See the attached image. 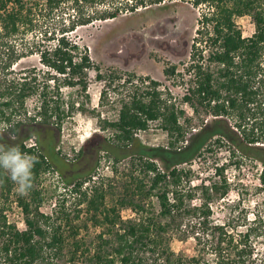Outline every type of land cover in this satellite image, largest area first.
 <instances>
[{"label": "trees", "instance_id": "16d2710c", "mask_svg": "<svg viewBox=\"0 0 264 264\" xmlns=\"http://www.w3.org/2000/svg\"><path fill=\"white\" fill-rule=\"evenodd\" d=\"M178 1L204 8L188 66L182 73L177 66L164 70L168 80L180 77L186 90L182 100L193 113L189 119L172 92L161 89L162 83L146 78L135 86V75L106 76L89 49L70 36L79 27L137 13L164 0H0V48L8 56L0 75V123L12 126L18 136L13 143L37 158L32 188L25 195L15 193L8 174L0 171V264H264V252L258 248L264 239V202L243 231L230 222L216 224L211 203L220 198V186L204 185L202 204L191 208L188 202L196 193L184 184L190 181L189 171L180 169L217 146L228 148L232 157L240 154L264 167V0ZM243 17L254 25L250 37L237 24ZM17 41L25 44L19 49ZM34 54L44 69L17 73L14 65ZM93 70L97 80L107 84L99 106L114 84L117 92L132 87L118 100L117 119L101 118L98 109L87 107ZM65 89L72 92L67 96ZM32 98L36 99L33 112L28 108ZM77 113L99 118L101 129L112 132L109 139L116 155L134 145L135 135L148 131L153 123H159L168 136L167 147L131 155L129 181L111 206L102 187L93 186L88 193L83 190L86 179L71 185V194L79 196L78 205L85 206L88 222L104 228L92 242L80 237L81 227L75 221L81 211L71 217L66 199H56L51 214L42 211L47 197L40 185L53 166L40 147L56 149L51 138L43 141V133L60 132ZM209 117L214 119L210 122ZM190 128L196 130L187 138ZM32 132L37 140L31 146L27 141ZM113 158L119 161L118 156ZM138 168L146 177L136 175ZM260 182L264 187V169ZM152 198L160 205L158 215L151 211ZM14 204L21 210L24 230L8 216ZM125 208L139 217L124 220ZM173 230H191L198 254L172 253L168 234Z\"/></svg>", "mask_w": 264, "mask_h": 264}, {"label": "rangeland", "instance_id": "374dc122", "mask_svg": "<svg viewBox=\"0 0 264 264\" xmlns=\"http://www.w3.org/2000/svg\"><path fill=\"white\" fill-rule=\"evenodd\" d=\"M39 1L45 2V0ZM203 10L204 8L194 7L189 1L164 0L161 5L141 9L137 13L123 14L117 19L97 21L91 25L79 27L70 36L80 45L89 49L92 61L102 69L106 76L116 74L129 78L131 75H135L137 77L134 82L135 86L141 85L140 79L146 78L162 83L161 89L164 91L166 87L172 92L177 104H180L185 111V119H189L193 113L189 104H185L182 100L186 90L182 81L180 82V77L168 80L164 70L168 66H177L178 71L182 73L188 66ZM237 24L245 37H250L253 34L254 25L249 17L239 18ZM31 41V36H28L27 42ZM23 43L25 44L24 41L16 42L19 49ZM7 59L6 51L0 48V75ZM32 68H36L38 71L44 69L40 64L38 54L22 58L14 65L17 73ZM89 77L88 109H98L97 113L101 114V118L117 119L120 107L118 100L122 98V93H128L132 87L129 85L123 89L120 88L117 92L114 90L117 83L114 84V87L108 88L109 94L103 105L99 106L101 92L103 87H107L105 86L107 84L97 80L95 70L90 72ZM70 92L72 90H64L67 96ZM80 98L85 100V97ZM35 102V98L28 101V108L31 112H33ZM213 119V117L208 118L210 122ZM195 130L188 129L187 138L191 137V132H195ZM111 136L110 130L101 129L99 118L95 114L77 113L72 120L64 124L60 132L55 130V134L51 131L47 135L43 133V141L44 139L48 141L51 138L56 144L53 153L48 150V147L44 148L38 145L42 152L48 154L53 166V169L43 176L40 185V189L47 197L42 211L51 214L56 199H66V208L71 213V217L81 211L80 219L76 220L75 224L81 227L80 237L89 242L95 241L104 228L96 227L93 222H88L87 214L83 213L85 206L78 205L79 196L71 194V185L79 179H86L83 190L87 189L88 193H91L93 186L102 187L106 190L107 201L111 206L112 202L116 203L120 197L123 184L129 181L131 162L133 161L131 155L146 148L168 146V136L160 128L159 123L151 124L150 129L146 132L137 133L135 135L137 142L127 151H118L117 155L111 150L113 148V144L110 142ZM36 140L31 142L28 140L27 144L35 145ZM0 143L12 144L13 142L6 134L0 139ZM212 144L213 142L210 145ZM227 149L217 146L212 153L203 152V155L194 162L184 164L180 166V169L189 171L188 179L190 181L184 184H186L187 190H195L196 193L188 202L191 208L199 207L202 204L200 193L204 185L217 183L221 188V194L220 198H215L211 203L213 220L216 224L230 222L236 226L237 231H243L254 214L262 210L264 187L260 182V174L264 167L261 162L240 154H237V157H232L233 155H230ZM114 156H118L119 161L115 162ZM136 171V175L146 177L142 168L141 171L139 168ZM225 180L227 184H225ZM14 192L17 193L15 190ZM12 197L15 195L13 194ZM150 201L153 203V206L150 207L151 211L154 215H158L161 211L158 201L155 198ZM121 214L124 220L139 217V214L131 208L123 209ZM8 216L11 221L18 224L21 230L25 229L21 210L15 204L8 212ZM85 224L88 225L87 228ZM190 231L173 230L168 234L172 253L180 256L198 254V243ZM259 244L258 248L264 252L263 238ZM71 245L69 242V246ZM206 257L208 261L212 259L211 256Z\"/></svg>", "mask_w": 264, "mask_h": 264}, {"label": "clouds", "instance_id": "9594fccd", "mask_svg": "<svg viewBox=\"0 0 264 264\" xmlns=\"http://www.w3.org/2000/svg\"><path fill=\"white\" fill-rule=\"evenodd\" d=\"M7 123H0V139L7 133L12 142L18 140L16 132ZM37 134L32 132L29 142L35 141ZM37 163V158L25 151H22L19 143H0V171L7 173L10 180L15 185V191L20 195H25L32 188L33 169Z\"/></svg>", "mask_w": 264, "mask_h": 264}, {"label": "built area", "instance_id": "2783aa9c", "mask_svg": "<svg viewBox=\"0 0 264 264\" xmlns=\"http://www.w3.org/2000/svg\"><path fill=\"white\" fill-rule=\"evenodd\" d=\"M24 223V222H23Z\"/></svg>", "mask_w": 264, "mask_h": 264}]
</instances>
